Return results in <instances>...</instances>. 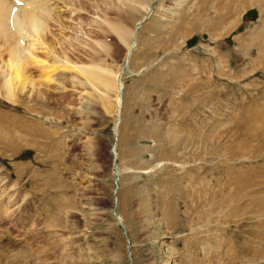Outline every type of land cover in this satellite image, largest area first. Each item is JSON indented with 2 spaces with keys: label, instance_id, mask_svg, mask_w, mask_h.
Returning <instances> with one entry per match:
<instances>
[{
  "label": "rangeland",
  "instance_id": "obj_1",
  "mask_svg": "<svg viewBox=\"0 0 264 264\" xmlns=\"http://www.w3.org/2000/svg\"><path fill=\"white\" fill-rule=\"evenodd\" d=\"M152 1H44L50 55L121 68L120 112L68 69L0 90V264H264V0Z\"/></svg>",
  "mask_w": 264,
  "mask_h": 264
},
{
  "label": "bare ground",
  "instance_id": "obj_2",
  "mask_svg": "<svg viewBox=\"0 0 264 264\" xmlns=\"http://www.w3.org/2000/svg\"><path fill=\"white\" fill-rule=\"evenodd\" d=\"M44 1L46 2V0H0V39L4 40V45L8 43L10 46V49L8 48L9 50L7 52V60L0 61L1 93L11 102H16L15 97L17 94L22 93L27 88L31 89V92H35L37 96H40V84L49 83L51 81L59 83L67 81V79H62L59 81L57 76L53 77L54 72H58L60 74V72L64 71L65 69L70 71L73 70L74 73H70V77L68 78L71 87H75L76 85L80 84H83L84 86H90L92 89V91L89 92L90 97L94 96L95 90L101 86L113 90V100L111 102L106 101V107L113 109V115L117 120V116H119L120 112L121 98L119 95L122 89V84L119 81L118 75L121 68L119 67L118 72L113 74L114 80H112L107 75L99 74L97 71V65L93 68L95 65L93 62V64L89 65L90 68H75L69 65V60L66 57H64L63 60H59L56 57L50 55V52L54 53L55 45L52 43H47L46 39H44L47 33L45 21H47V19L57 21V18L54 16L53 9L50 10L49 14H45L50 8H46ZM155 1L156 0H153L149 6H146L148 7V11L146 13L152 11L153 6L156 3ZM204 6L202 5V7ZM206 7L207 6H205V8ZM224 9L228 10V6H225ZM224 14L228 13L223 12L219 14L221 17L218 16L217 18L225 20V17H223ZM142 20L143 18L140 19V23ZM111 28H113V26ZM113 31L117 34L119 40L123 42L126 47L125 57L122 62L123 66V64L128 61L129 55L135 43V41H133V33L124 25L113 28ZM26 37H33V40H30L33 42L32 47L35 45L36 48L37 44H42V46H44V49L46 50L45 52H47L46 55H44L45 58H40L32 51H28L27 54V51H25L27 48H25L23 51L18 47L19 41L24 40ZM32 50H34V48ZM24 52H26V54ZM47 57L49 58L47 59ZM73 64L76 65V63ZM102 70L104 72H111V70L106 68H102ZM36 71H38V74L37 76H34L33 74ZM238 177L240 178L241 174L238 175Z\"/></svg>",
  "mask_w": 264,
  "mask_h": 264
}]
</instances>
